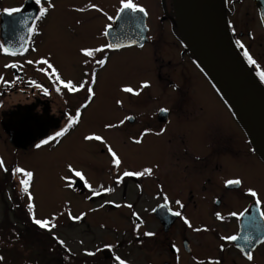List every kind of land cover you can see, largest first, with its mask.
<instances>
[{
  "label": "flooded vegetation",
  "instance_id": "flooded-vegetation-1",
  "mask_svg": "<svg viewBox=\"0 0 264 264\" xmlns=\"http://www.w3.org/2000/svg\"><path fill=\"white\" fill-rule=\"evenodd\" d=\"M25 1L16 0L5 9H21ZM55 1L59 0H30L36 14L20 51L5 52L0 38L5 60L0 95H19L14 103L0 101V128L6 139L2 118L14 122L23 109L31 118L42 116L37 124L47 128L27 148L46 144V139L58 144L71 135L81 140L100 137L94 138L97 182L82 173L69 176L80 180V194L108 198L109 207L123 210L122 216L127 210L131 264H264V160L182 40L171 0L169 11L166 0L158 5V22H166L167 30L161 26L151 32L147 14L144 43L112 47L107 31L124 0H116L111 11L100 0L83 5L68 0L57 8ZM223 5L231 40L264 90V0H223ZM41 8L47 9L43 15ZM42 37L66 46L72 60L58 65L46 55ZM136 56L142 60L139 71L149 73L131 72L129 80L120 82L115 67ZM108 88L113 89L104 97L102 90ZM104 98L112 110L105 135L125 147L121 153L115 141L114 147L107 145L101 133ZM257 114L264 120V110ZM235 180L240 183H227ZM232 236L237 239H228ZM112 242L109 255L102 251L81 257L79 264H113L119 242ZM249 253L252 260L247 259Z\"/></svg>",
  "mask_w": 264,
  "mask_h": 264
},
{
  "label": "rangeland",
  "instance_id": "rangeland-1",
  "mask_svg": "<svg viewBox=\"0 0 264 264\" xmlns=\"http://www.w3.org/2000/svg\"><path fill=\"white\" fill-rule=\"evenodd\" d=\"M100 1L102 7L104 6L108 11H111L116 2V0ZM78 2L83 5L87 0H78ZM134 2L142 5L146 10L148 14L147 24L151 32L160 30L161 26L167 30L168 24L166 22L161 21L160 24L158 22L161 13L158 6L160 0H134ZM168 2L169 0H166L167 6L164 4L163 7L166 6L169 11ZM16 3V0H0V10L13 7ZM67 3H69L68 0L55 1L53 7L57 8ZM65 9L64 7L63 12ZM55 19L59 20L60 18L56 16ZM41 41H43L41 45L48 49L46 50L48 54L44 50H40V52L48 55L58 65L63 67L65 64L62 62L72 60L73 56L68 48L66 46L65 48L61 47L58 41H47L43 37ZM4 62V58L0 55V79L3 74ZM141 62L142 60L138 59L137 56L132 62L121 61L115 67L116 77L119 78L120 82H125L130 79L131 72L136 73V75L149 73L148 71H139ZM112 89L110 88V91L109 88L103 89L104 97ZM18 100L19 95L15 93L5 97L0 95V101L6 102L5 104L14 103ZM107 102V98H104L105 125L101 131L104 135L109 131L107 119L112 115L111 103L107 104ZM107 111L111 113L107 114ZM88 137H92V139H88ZM105 137L104 141L107 145L113 146L114 140L120 153L124 151L125 147H121L117 140L112 138L111 140L107 135ZM94 138V135H88L87 138L81 140L80 136L71 135L60 140L58 144L52 142V145L46 143L22 149L15 148L9 143L0 128V160L3 161V165L0 166V264H56L58 262L54 258L56 257L55 254H51L50 248H46L43 242L39 243V239L36 244L31 243H35L34 239L36 238L33 232L23 224V219L27 220L28 217L33 223L35 220L48 222V227H44L46 234L54 239L60 253L62 250H66L76 259L93 254L102 255V251L103 254L109 255L110 252L107 247H110L108 245L117 239L119 245L118 248L114 247L115 255L111 257L113 264H120L121 260L125 264H131L130 224L129 218H124V215L128 216L127 210H124L122 216L119 212L123 210L117 211V209L109 207L110 200L108 201V198L98 200L97 197L100 194H80V187H78V184H81L80 180H74L69 176L80 172L89 180L97 182L95 165L98 155ZM17 168L24 171L14 172ZM27 173H31V177H28ZM9 176H12V181H10ZM25 178L30 180L27 185L29 194L20 195L21 181ZM12 182L14 187H11ZM14 191L17 195L14 194ZM14 195L16 198L19 197L21 201L19 206H16L13 200ZM19 212L27 213V215L23 217V214H18ZM6 220L17 229H26V236L23 239L25 242L18 239L20 236L17 237L16 231L2 230L3 221ZM48 243L50 244L51 241L48 240ZM38 245L39 247H37Z\"/></svg>",
  "mask_w": 264,
  "mask_h": 264
},
{
  "label": "water",
  "instance_id": "water-1",
  "mask_svg": "<svg viewBox=\"0 0 264 264\" xmlns=\"http://www.w3.org/2000/svg\"><path fill=\"white\" fill-rule=\"evenodd\" d=\"M213 1L222 6L219 13L215 12L222 43L205 25L196 0H171L175 25L187 48L247 129L256 151L264 160V120L257 114V111L264 110V90L248 71L231 40L223 0ZM121 8L114 26L107 31L110 44L141 45L147 40L146 12H133L130 9L122 12ZM35 14L36 9L32 7L30 0L25 1L20 12L12 15L0 11V38L4 49L18 52L24 47L29 25ZM41 118L42 116L31 118L23 109L14 122L8 121V117L4 116L1 124L10 143L16 148L26 149L47 132L45 126L37 124Z\"/></svg>",
  "mask_w": 264,
  "mask_h": 264
},
{
  "label": "trees",
  "instance_id": "trees-1",
  "mask_svg": "<svg viewBox=\"0 0 264 264\" xmlns=\"http://www.w3.org/2000/svg\"><path fill=\"white\" fill-rule=\"evenodd\" d=\"M9 177H10V181H12V176H9ZM11 187H14L13 182H12ZM26 193H27V191H25V186L22 184L20 186V188H19V194L22 195V194H26ZM14 194L17 195L16 191H14ZM15 195L13 196V200L16 203V206H19L20 203H21V201H20L19 197L16 198ZM4 201H5V199H4ZM18 214L19 215L20 214H23V217H24V215H27V213H23V212H19ZM23 224L26 225V227L28 228V230H30L31 232H33V234H34V236L36 238V239H34L35 240V243L34 242H31V243L34 245V244L37 243V240L39 239L40 240L39 243H42L43 242L45 244L46 248L49 247L50 248V251H51V254L53 253L56 256V257H54L55 260H58V262H56V264H62V263L67 264V262H70L72 264H79V259H76L73 255H71L70 253L66 252V250L65 251L62 250V253H60L58 251V248L56 246V242L54 241V239H52L49 236H47V234H46L47 232L45 231L46 229H44L43 227H40V226L35 225L31 221V219L29 217L27 218V220H24L23 219ZM7 229L11 230L12 232L16 231L17 237L20 236V238H21V239L20 238H18V239L21 240V241H23V242H25L23 239L26 236L25 235L26 229L25 230L23 228L17 229L15 226L12 225V223H8L7 220H6V221H3V228H2V230H7ZM45 238H46V240H44ZM48 240L51 241L50 244L48 243ZM53 243L55 245H52ZM37 247H39V245ZM45 251H47V250H45ZM86 264H88V262Z\"/></svg>",
  "mask_w": 264,
  "mask_h": 264
},
{
  "label": "snow or ice",
  "instance_id": "snow-or-ice-1",
  "mask_svg": "<svg viewBox=\"0 0 264 264\" xmlns=\"http://www.w3.org/2000/svg\"><path fill=\"white\" fill-rule=\"evenodd\" d=\"M40 2H41V0H36V3H37V4H39ZM126 9H130V10H132L133 12H136V11H139V12H142V13L145 12V10H144L142 7H139L138 5L134 4V3L132 2V0H124V2H123V7L121 8V11L123 12V11L126 10ZM3 11L6 12L7 14H9V15H12L13 13L20 12L21 9H20V8H8V9H4ZM46 11H47L46 8H41V9H40V13H41V15H43ZM145 15H146V13H145ZM108 47H112V45H108ZM4 51L7 52L8 50H7V49H4ZM88 54H91V53L89 52ZM244 54H245L246 56H248L247 51H245ZM249 61H250L251 63H255V61H253V60L251 59L250 56H249ZM100 63H103V61H101ZM145 86H147V85H145ZM125 91L132 92L133 89H131V88H126ZM89 92H91V89H89ZM161 111H167V110H166V109H162ZM57 135H58V136H59V135H62V133H57ZM88 139H92V137H88ZM95 139L99 140V139H101V138H100V137H95ZM43 143H47V141H44ZM38 146H39V145H38ZM113 155L115 156L114 153H113ZM114 162H115L116 164H119V160H118V159H116ZM2 165H3V161L0 160V166H2ZM23 171H24L23 169H19V168H17V169L14 170V172H23ZM145 171H146V172H149V173L151 172L150 169H146ZM26 175H27L28 177H31L32 174H31V173H27ZM76 175H77V176H81V173L77 172ZM124 175H125V176H129V175H142V173H128V172H125ZM21 183L25 186V191H27L28 180H27V179L22 180ZM227 183H228V184H239L240 181H239V180L228 181ZM97 194H98V193H97ZM252 194L255 195V193H252ZM177 203H179V202H177ZM173 214H174V215H177V216L180 215L179 212H175V213H173ZM262 215H264V214H262ZM34 222H35L37 225H39L40 227H48V222H47V221L35 220ZM148 235H152V234H151V233H148ZM228 239H230V240H236L237 237H236V236H232V237H229ZM117 259H119V258H117ZM247 259H248V260H252V259H253L251 253H249V254L247 255ZM120 264H125V262L121 260V261H120Z\"/></svg>",
  "mask_w": 264,
  "mask_h": 264
},
{
  "label": "bare ground",
  "instance_id": "bare-ground-1",
  "mask_svg": "<svg viewBox=\"0 0 264 264\" xmlns=\"http://www.w3.org/2000/svg\"><path fill=\"white\" fill-rule=\"evenodd\" d=\"M196 2L205 25L217 40L222 43L219 25L216 20L217 17L215 15V12L219 13V10L222 8L221 4L215 3L213 0H196Z\"/></svg>",
  "mask_w": 264,
  "mask_h": 264
}]
</instances>
